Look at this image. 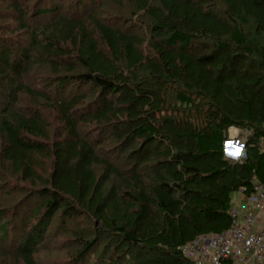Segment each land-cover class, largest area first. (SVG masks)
Wrapping results in <instances>:
<instances>
[{"label":"trees","instance_id":"obj_1","mask_svg":"<svg viewBox=\"0 0 264 264\" xmlns=\"http://www.w3.org/2000/svg\"><path fill=\"white\" fill-rule=\"evenodd\" d=\"M21 1L11 9L27 38L0 40V166L47 199L10 253L39 264L63 208L100 223L79 236L72 264L106 237L118 244L97 264H192L180 247L228 229L233 193L250 197L254 181L264 184V0H113L148 19L147 34L101 13L107 0L82 16L57 0L53 17L36 25ZM229 126L249 132L244 159L223 155ZM106 134L130 149L124 167L99 156ZM6 215L2 242L13 224Z\"/></svg>","mask_w":264,"mask_h":264},{"label":"rangeland","instance_id":"obj_2","mask_svg":"<svg viewBox=\"0 0 264 264\" xmlns=\"http://www.w3.org/2000/svg\"><path fill=\"white\" fill-rule=\"evenodd\" d=\"M57 0H22L24 7L28 9L29 16L27 20L32 24H40L48 21L55 14L54 8ZM77 0H64L61 11L76 12L79 16L87 14L89 10L96 5L98 0H84L85 4L81 7H77L75 3ZM14 0H0V40H7L10 43L17 38L26 39L27 32L21 29H17L11 4ZM58 4V3H57ZM42 11L43 13L36 14V11ZM106 16H108L113 23L124 28H130L136 33L147 34L148 19L142 16L140 12H137L131 4L127 1L115 2L113 0H107L100 9ZM253 25L250 23L244 26V31L250 33ZM35 75L42 76L41 73ZM42 84L39 79L36 80V85ZM69 88L66 96L71 94ZM5 95L0 92V106ZM239 130L238 137L243 145L241 154L236 159H243L245 157L244 144L248 138L249 132L246 130ZM101 131H96L93 136L100 135ZM105 142L99 149V156L101 158L109 159L115 162L117 165L124 167L128 163L127 154L130 149L123 150L120 147L119 142L109 138L106 135ZM264 142V141H263ZM41 162V161H40ZM43 168L41 167L39 172L43 173V170L50 168V161H42ZM102 166H95L96 173L99 176L103 174ZM114 183V178L112 179ZM40 185L35 186L25 180L19 179L13 174L12 168L8 163L0 166V213H5V221H13L10 226V237L7 242L0 241V264H21L10 252L13 251L20 242V238L23 229L31 228L37 221L38 217L31 216V209L35 210L38 207H42V204L47 199L40 190ZM30 216L27 223H24V217ZM51 225L46 230L44 240L40 243L38 251L36 253L39 264H72V258L76 251L81 248L80 238L91 237L94 234V229L99 227L100 223L94 221L91 218H87L85 215L68 217L64 212V209L58 210L50 220ZM27 228V229H28ZM117 239L113 237H106L105 241L97 248L96 252L91 253L87 261L83 264H97L100 261V257L104 258L105 251L111 252L112 247L117 245ZM1 249L4 250L3 253ZM110 255V254H109ZM81 264V263H80Z\"/></svg>","mask_w":264,"mask_h":264},{"label":"built area","instance_id":"obj_3","mask_svg":"<svg viewBox=\"0 0 264 264\" xmlns=\"http://www.w3.org/2000/svg\"><path fill=\"white\" fill-rule=\"evenodd\" d=\"M253 184L247 209L231 208L228 229L202 234L180 247L192 264H264V184Z\"/></svg>","mask_w":264,"mask_h":264},{"label":"clouds","instance_id":"obj_4","mask_svg":"<svg viewBox=\"0 0 264 264\" xmlns=\"http://www.w3.org/2000/svg\"><path fill=\"white\" fill-rule=\"evenodd\" d=\"M236 126H229L227 139L223 141L222 152L226 159H236L242 152L243 145L238 137Z\"/></svg>","mask_w":264,"mask_h":264},{"label":"crops","instance_id":"obj_5","mask_svg":"<svg viewBox=\"0 0 264 264\" xmlns=\"http://www.w3.org/2000/svg\"><path fill=\"white\" fill-rule=\"evenodd\" d=\"M247 198L248 197L245 195V193L242 190L234 192L233 195H232V201H233L232 206L233 207L237 206L240 210H246L247 207H248ZM261 217H262V220H263L264 219V214Z\"/></svg>","mask_w":264,"mask_h":264}]
</instances>
